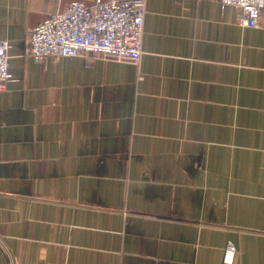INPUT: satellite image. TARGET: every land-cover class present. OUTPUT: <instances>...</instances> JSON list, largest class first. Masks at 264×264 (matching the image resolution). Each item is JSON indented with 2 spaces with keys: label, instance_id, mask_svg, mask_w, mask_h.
<instances>
[{
  "label": "crops",
  "instance_id": "0c3cea01",
  "mask_svg": "<svg viewBox=\"0 0 264 264\" xmlns=\"http://www.w3.org/2000/svg\"><path fill=\"white\" fill-rule=\"evenodd\" d=\"M73 1L0 0V264H264V13L147 0L138 65L35 63Z\"/></svg>",
  "mask_w": 264,
  "mask_h": 264
},
{
  "label": "built area",
  "instance_id": "2783aa9c",
  "mask_svg": "<svg viewBox=\"0 0 264 264\" xmlns=\"http://www.w3.org/2000/svg\"><path fill=\"white\" fill-rule=\"evenodd\" d=\"M223 7L240 9L241 25L258 27L264 0H219ZM147 0H75L28 31L27 56L35 63L92 55L114 56L139 64L142 58ZM11 43L0 40V92L12 79ZM237 247L228 242L222 264H234Z\"/></svg>",
  "mask_w": 264,
  "mask_h": 264
}]
</instances>
